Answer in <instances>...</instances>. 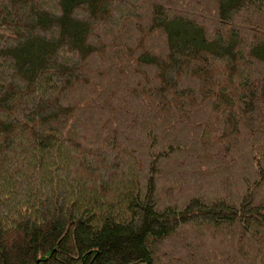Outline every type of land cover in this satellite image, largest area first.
Returning <instances> with one entry per match:
<instances>
[{
    "label": "trees",
    "instance_id": "16d2710c",
    "mask_svg": "<svg viewBox=\"0 0 264 264\" xmlns=\"http://www.w3.org/2000/svg\"><path fill=\"white\" fill-rule=\"evenodd\" d=\"M0 264H264V0H0Z\"/></svg>",
    "mask_w": 264,
    "mask_h": 264
}]
</instances>
